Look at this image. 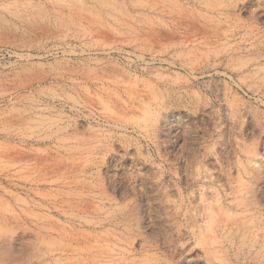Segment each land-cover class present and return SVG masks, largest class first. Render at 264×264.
I'll return each instance as SVG.
<instances>
[{
    "label": "rangeland",
    "instance_id": "1",
    "mask_svg": "<svg viewBox=\"0 0 264 264\" xmlns=\"http://www.w3.org/2000/svg\"><path fill=\"white\" fill-rule=\"evenodd\" d=\"M77 1L0 0V264H264V0Z\"/></svg>",
    "mask_w": 264,
    "mask_h": 264
},
{
    "label": "bare ground",
    "instance_id": "2",
    "mask_svg": "<svg viewBox=\"0 0 264 264\" xmlns=\"http://www.w3.org/2000/svg\"><path fill=\"white\" fill-rule=\"evenodd\" d=\"M160 1V0H159ZM165 0H163L164 2ZM76 2H78L76 0ZM139 2V1H138ZM143 3L140 4V6L148 11V12H153V13H162V12H165L166 8L165 7H162L163 5L161 4H164V3H159L157 0H147V1H140ZM161 2V1H160ZM73 3V1H72ZM83 3V2H82ZM81 3V4H82ZM74 4V3H73ZM80 4V2H79ZM190 4V3H189ZM70 5V4H69ZM86 4L83 3V5H77V4H74V5H70V10L68 11V13L66 12L65 10V7L63 5L62 2L60 1H56L55 3H52L51 4V7H46L47 10H52L54 12V15L51 17L56 23L57 25L58 24H64V25H67L65 23H68V26H77L78 24L82 25V23L84 21L88 22V23H91L93 22L92 20L94 19L92 17V15H96L98 16L100 14L99 11H97L98 7L96 6H92L91 8H88L87 5L85 6ZM137 5V3H136ZM139 6V4H138ZM182 6V5H181ZM100 10V9H99ZM167 11V10H166ZM180 11V10H179ZM147 12V13H148ZM116 16V15H115ZM181 16V15H180ZM115 18V17H114ZM117 19H119L118 17H116ZM185 18V17H184ZM183 18V19H184ZM189 18V17H188ZM186 19V18H185ZM48 20H49V17H48ZM114 20V19H113ZM98 23L100 24H103L101 22L100 19H98ZM116 21V20H115ZM182 21V20H181ZM117 22H119L117 20ZM79 26V25H78ZM26 60L28 61L29 65H30V68L25 71V76H26V82L29 84V85H32L35 83V81L37 82H43V81H46L49 77L47 74H43V75H35L33 77L30 76V74L32 73L33 70H40L42 71V68H44L47 64H46V61L49 59L50 57V54L49 53H43V54H28V55H23ZM34 60H39L38 62H35ZM99 78V77H98ZM95 83V82H94ZM106 84V83H105ZM121 86V85H120ZM117 87V86H116ZM118 88V87H117ZM90 102V101H89ZM84 107H89V103L88 102H84ZM91 107V106H90ZM90 109V108H89ZM86 110V109H85ZM10 155V154H9ZM10 157V156H9ZM8 160V159H7ZM37 180L35 179L34 182H36ZM34 182H33V185H34ZM39 186V185H38ZM57 206V205H56ZM5 214V212H4ZM2 215V214H1ZM8 216V214H7ZM6 216V217H7ZM11 216V215H10ZM8 220L7 221H10L9 219L10 218H7ZM2 221V220H1ZM14 221V220H13ZM19 221V219H18ZM5 230V229H4ZM6 231V230H5ZM50 232V231H49ZM48 232V233H49ZM55 232V231H53ZM51 233V232H50ZM3 234V233H2ZM1 234V235H2ZM9 234V233H8ZM4 235V234H3ZM39 237V236H38ZM7 238V237H6ZM3 242V239L0 237V244H2ZM81 244V243H80ZM61 248V247H60ZM2 249V248H0ZM93 251V250H92ZM1 252V251H0ZM86 252V251H85ZM58 253V252H57ZM57 253H51L45 257H39V256H36V255H29V257L21 264H54L55 262L59 261V260H62L64 258V256L66 258H73L72 256L77 254L76 253V249L74 247H71V248H64L62 251L59 252V254L57 255ZM91 253V252H90ZM83 254V253H82ZM90 255V254H89ZM76 256V255H75ZM86 256V255H85ZM249 256V255H248ZM9 257V256H8ZM258 258V257H257ZM65 259V258H64ZM63 259V260H64ZM6 260V259H5ZM80 261V260H79ZM257 261V260H256ZM7 262V261H6ZM257 264V263H256Z\"/></svg>",
    "mask_w": 264,
    "mask_h": 264
}]
</instances>
